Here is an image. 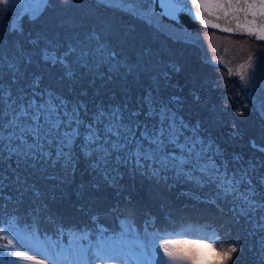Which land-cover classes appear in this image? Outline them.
Segmentation results:
<instances>
[{"label": "snow or ice", "instance_id": "6c2138e0", "mask_svg": "<svg viewBox=\"0 0 264 264\" xmlns=\"http://www.w3.org/2000/svg\"><path fill=\"white\" fill-rule=\"evenodd\" d=\"M155 4L173 19L187 12L206 27L264 40V0H0V264H264V158L255 155L264 154V131L248 139L254 154L245 159L181 115L189 97L202 103L197 77L187 97L164 95L183 65L106 14L150 23ZM57 8L61 16L36 27ZM251 67L249 57L238 74L264 117V84H255V71L248 76ZM226 136L244 139L235 121ZM77 171L90 177L77 190L86 222L65 223L48 186ZM125 175L164 189L187 184L194 201L216 212L205 208L202 224L164 217L160 226L130 196L121 206ZM108 188L114 203L95 194ZM222 235L235 239L218 249Z\"/></svg>", "mask_w": 264, "mask_h": 264}, {"label": "rangeland", "instance_id": "374dc122", "mask_svg": "<svg viewBox=\"0 0 264 264\" xmlns=\"http://www.w3.org/2000/svg\"><path fill=\"white\" fill-rule=\"evenodd\" d=\"M131 6L133 5L130 4L129 7ZM2 7L0 6V8ZM149 7L153 8V5ZM153 11L155 15L152 17L151 22L145 23L153 27L157 33L150 28L143 27L144 29H142L135 16L127 14L121 16L118 12L106 14L115 16L127 26L135 28L142 43L148 44L157 52L164 53L166 57L174 54L177 62L183 65L182 71L174 74L172 77V84L177 85V87L167 88L163 93L164 95L175 94L187 97L189 88L191 87V84L188 82L193 76L197 77V87L200 89L202 103L199 106H194L191 104L189 97V102L185 104L181 115L186 120H191L192 122L197 120L202 121L205 132L217 137L222 148H225L229 153L232 151L243 152L245 159H247L250 155L254 154L253 150L247 146V141L249 138L259 137L260 133L264 131V117L258 111L259 100L256 96L252 95V90L246 87L247 81L241 80L238 69L240 65L246 64L249 57H251L253 67L247 69V74L251 77L253 71H255V84L257 86L264 84V68L258 67V65L264 64V42L253 41L243 36L226 35L205 28L187 30L166 19L154 9ZM7 15L10 16L11 14ZM54 15L57 17L61 16L62 10L59 8L55 12L51 9L48 10L37 22L36 27L50 21ZM3 24H7V18L4 19ZM25 27H28L27 22L25 23ZM221 58H223L224 62H220ZM229 68L232 69L231 74H229ZM180 88L183 89V92L179 91ZM136 90L137 86L133 88V91ZM252 102L255 103V107ZM241 110L243 111V115H239ZM214 121H222L223 127L220 124L214 123ZM232 121H235L243 131V140L234 142L228 140L226 133L231 130ZM255 155L264 158V154L255 153ZM84 167L85 165L82 161L79 168L83 170ZM88 178L90 177L86 172L82 174L81 171H77L75 176L69 179L68 183L55 187L49 185V196L56 197L55 201H50L52 209L64 215L73 213V211L76 212L82 203L81 200L72 199L67 204V202L60 200V198H68L71 194L76 197L78 185L81 182L87 183L86 179ZM177 184L184 185L186 189H190L187 184ZM152 190L153 192H161L159 194V199L161 200L153 203V205H149L154 208L153 211L156 213L160 212L159 209L164 212V206H166L167 202L173 205L179 201L175 197L171 199L162 187L152 186ZM113 191V189H102L100 191L104 192V196H107V203L115 202L114 198H111L114 197V194H111ZM108 194H110V197ZM131 195L133 194L127 193L121 196L119 200L121 206L124 205L125 198ZM138 195L144 196V193L138 192ZM131 200L135 205L137 202H141V199L135 200L131 198ZM2 203L4 202H0V204ZM65 205L73 206L72 208H67ZM3 210L6 213L14 212L12 209ZM20 214L23 216V209L20 210ZM184 225L197 224L188 222L184 223ZM184 238L190 240L198 239V237L192 235ZM234 239L235 236L225 237L222 235L221 241L216 244V247L218 249L227 248ZM205 243H212V241L207 240ZM229 264H232V262L229 261Z\"/></svg>", "mask_w": 264, "mask_h": 264}, {"label": "trees", "instance_id": "16d2710c", "mask_svg": "<svg viewBox=\"0 0 264 264\" xmlns=\"http://www.w3.org/2000/svg\"><path fill=\"white\" fill-rule=\"evenodd\" d=\"M138 22L140 23V26L142 27V29H144L143 27L150 28L155 33H157V31L153 29V27H150L145 22L139 21V20ZM158 34H161V33H158ZM179 41H182V40H179ZM128 85L132 89L136 87L135 85L132 84L131 81L128 82ZM89 180L90 178L86 179L87 182ZM121 183L126 188L123 194L132 193L133 195L130 196L131 198L135 200L141 199L140 203L137 202V204L139 205L136 204V206L160 218V226H163V216L165 215H166L165 217H168L170 220L175 221L177 225H179V223L184 224L188 222H192L194 224H202L204 223V216L202 213L205 208H208V210L211 213L216 212L215 207L206 206L203 203H197L196 201H194L191 198V196L196 193H194L191 189H186V186L176 184L171 189H165V191H166V194L169 195L171 199H173L174 197L178 199L179 200L178 203L171 205L169 202H167L166 206H164L166 213L165 211L164 212L161 211V209H159L160 210L159 213H156L155 211H153L154 208H152L149 205H153V203L159 202L161 200L159 199V194L161 192H153L152 186H155V185L153 184L151 180H149L146 177H141L139 175H137L135 178H130L129 176L125 175ZM108 189L111 190V188H108ZM150 191L153 196L152 199H149ZM138 192L144 193V196L138 195ZM95 194L99 196H104V192H99ZM111 194H114V191ZM108 196L110 197V194H108ZM111 198H114V197H111ZM72 199L75 200L78 198L77 196L75 197L73 194H71L68 198H60V200L67 202V204L70 203ZM0 202H4V201L0 200ZM65 206L67 208H72L73 205H65ZM13 208L14 206L11 204H8L6 207V209L14 210ZM61 215L63 216L66 215L65 223H75L76 221L81 220V219H83L84 222H86V218H82L77 211L76 212L73 211V213H70V214H65V215L61 214ZM140 219H143V217H141ZM115 223L116 221L111 220V219L109 221H105V224L107 226H111L112 224H115Z\"/></svg>", "mask_w": 264, "mask_h": 264}, {"label": "water", "instance_id": "95a60500", "mask_svg": "<svg viewBox=\"0 0 264 264\" xmlns=\"http://www.w3.org/2000/svg\"><path fill=\"white\" fill-rule=\"evenodd\" d=\"M190 2V0H189ZM183 6V5H181ZM153 9L157 12V13H161L163 10L160 8L159 4H155L153 5ZM196 10L193 9V14ZM204 15H207V13H204ZM164 16L166 19L170 20V21H173L174 23H176L177 25L183 27V28H186V29H195V28H205V29H210V30H213V31H217L219 33H223V34H226V35H233V36H243V37H247L253 41H261V42H264V40H257L255 39L254 37H249L247 35H242V34H239V33H228V32H223L219 29H215V28H211V27H206L204 26L199 20H194L192 18V16L187 13V12H179L176 14V18L173 19L171 16H167V15H162ZM211 19L214 20V17H210ZM220 23L223 24V21H219Z\"/></svg>", "mask_w": 264, "mask_h": 264}, {"label": "bare ground", "instance_id": "6f19581e", "mask_svg": "<svg viewBox=\"0 0 264 264\" xmlns=\"http://www.w3.org/2000/svg\"><path fill=\"white\" fill-rule=\"evenodd\" d=\"M186 29V28H185ZM187 30H190V29H187Z\"/></svg>", "mask_w": 264, "mask_h": 264}]
</instances>
